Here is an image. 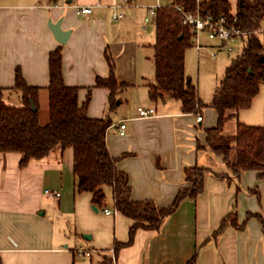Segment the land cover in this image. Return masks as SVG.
Instances as JSON below:
<instances>
[{"label":"crops","instance_id":"0c3cea01","mask_svg":"<svg viewBox=\"0 0 264 264\" xmlns=\"http://www.w3.org/2000/svg\"><path fill=\"white\" fill-rule=\"evenodd\" d=\"M154 3L0 0V87L13 86L19 69L28 85L41 88L39 102L43 94L47 98L48 56L60 44L48 23L59 21L61 29L70 32L61 43L63 82L78 88L79 105L89 95L88 117L109 114L105 141L117 168L128 175L130 198L169 205L187 185L184 169L194 165L207 169L203 192L183 198L157 230L138 228L127 243L132 219L118 210L103 211L114 209L112 188L101 187V206L93 203L92 192L77 191L72 147L32 158L23 166L20 153L0 152V264H101L111 256V248L116 260L110 264H264V224L255 216L246 218L259 213L264 220V178L254 170L235 178L222 156L208 147L206 128L217 122L212 107L182 112L177 99L148 97V84L155 77ZM77 6H91V11L77 13ZM114 12H122L123 18L112 19ZM214 41L212 46L217 45ZM193 46L197 49L194 41ZM105 54L114 60L117 82L128 84L118 89L112 115L107 88L95 86L97 78L108 75ZM138 105L153 107L155 114L137 117ZM197 114L202 116L199 121ZM120 122L125 123L122 135ZM237 122L264 127V82L248 108L227 111L222 133L235 135ZM234 158L232 141L230 162ZM45 189L59 191V198ZM233 211L243 226L228 221L216 234L223 217ZM117 243L123 245L115 249ZM78 248L91 250L90 256L77 255Z\"/></svg>","mask_w":264,"mask_h":264},{"label":"trees","instance_id":"16d2710c","mask_svg":"<svg viewBox=\"0 0 264 264\" xmlns=\"http://www.w3.org/2000/svg\"><path fill=\"white\" fill-rule=\"evenodd\" d=\"M170 0V5L158 7L154 20L155 77L148 84L151 101L168 96L180 101L182 112H193L196 107H212L217 113V122L206 128L207 145L214 153L221 155L232 175L239 178L248 170L257 171L264 178V127L237 122L235 135L222 132L227 111L248 108L264 82V33H250L242 40L241 51L226 65L218 85L208 102H203L194 84L184 73V53L193 46V32L182 24V16L175 6L183 11H194L198 6L204 12L222 14L227 22L242 30H256L263 25L264 0ZM62 44L49 52V84L47 91L48 120L39 121V92L41 88L28 85L19 69L15 71L14 84L10 88L0 87V152L21 154L20 166L30 159H39L52 151L60 154L67 148L73 149V173L79 192L93 193L92 201L103 204L105 195L102 186L112 188L114 208L132 219L129 240L138 228L157 230L162 220L173 213L183 198H195L204 190L206 168L197 165L184 169L187 185L180 188L172 202L158 206L153 200H132L128 175L119 170L117 158L113 157L106 145V130L111 125L109 114L100 118L87 116L89 95L78 104L74 86L63 82L61 68ZM108 75L97 78L95 86L108 90L109 109L114 107L116 94L121 87L128 86L115 79V63L105 54ZM15 97L19 104H10L6 98ZM31 102L35 110L31 108ZM235 141V158L229 160L230 144ZM223 177V173H214ZM264 220L259 213L247 217ZM241 228L236 212L227 213L216 230L218 234L227 222ZM123 243L115 244V249ZM110 257H104L101 264H110Z\"/></svg>","mask_w":264,"mask_h":264},{"label":"built area","instance_id":"2783aa9c","mask_svg":"<svg viewBox=\"0 0 264 264\" xmlns=\"http://www.w3.org/2000/svg\"><path fill=\"white\" fill-rule=\"evenodd\" d=\"M57 1V0H56ZM166 1V2H164ZM170 0H155V3L150 7V14L154 17L156 14V9L161 6L170 5ZM175 8L180 11L182 16V24L187 26L193 32V41L197 48L201 47L200 35H205L210 40H216V48H223L226 52H232L235 48L236 43L242 41L245 36L250 33H264V25L256 30H242L240 28L230 25L226 18L222 15H214L211 12H204L198 6L194 11H183L179 6ZM77 13H89L91 11V6H77ZM124 14L122 12H114L112 19L117 20L123 18ZM137 117L148 118L155 114L153 107L138 105L136 107ZM202 116L197 114L196 120H201ZM119 134H124L125 123L120 122L117 125ZM45 193L53 195L55 198H59V191H51L48 189L44 190ZM104 213L111 214L116 212L113 210L104 208ZM75 253L79 256H90L91 250L78 248ZM110 259L114 263L116 260L114 248L110 249Z\"/></svg>","mask_w":264,"mask_h":264},{"label":"rangeland","instance_id":"374dc122","mask_svg":"<svg viewBox=\"0 0 264 264\" xmlns=\"http://www.w3.org/2000/svg\"><path fill=\"white\" fill-rule=\"evenodd\" d=\"M231 1L232 4H234V1ZM147 28L151 30L153 28L152 23H149ZM200 37L202 47L196 49L192 46L186 50L185 76H190L192 84L196 86L197 94L202 101H208L207 99L211 97L213 90L218 85L226 65H228L229 61L241 51L243 42L238 41L232 52H226L223 48H215V46H212L215 42L214 40L208 39L203 34H201ZM213 50L220 51H216V56H213ZM123 94L125 93L122 92L119 96ZM5 99L8 103L19 104L15 97H5ZM117 100L118 99L115 100L114 104H116ZM115 107L116 106L111 109V115L114 113ZM198 108L199 107H196V110ZM119 109L117 110L119 111ZM38 114L41 123H45L48 120L47 98L45 94L40 97Z\"/></svg>","mask_w":264,"mask_h":264},{"label":"water","instance_id":"95a60500","mask_svg":"<svg viewBox=\"0 0 264 264\" xmlns=\"http://www.w3.org/2000/svg\"><path fill=\"white\" fill-rule=\"evenodd\" d=\"M70 1L71 0H68V2H70ZM48 25H49V28L52 31L54 37L56 38V40L59 43H65L66 39H67V37H68V35L70 33L69 30H62L61 27H60V22L59 21L54 22V23L49 22ZM31 108H32V110L36 109L32 102H31Z\"/></svg>","mask_w":264,"mask_h":264}]
</instances>
